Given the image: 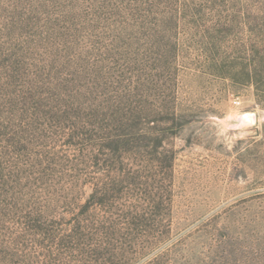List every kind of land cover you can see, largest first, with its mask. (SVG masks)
<instances>
[{
	"label": "rangeland",
	"instance_id": "obj_1",
	"mask_svg": "<svg viewBox=\"0 0 264 264\" xmlns=\"http://www.w3.org/2000/svg\"><path fill=\"white\" fill-rule=\"evenodd\" d=\"M252 46L264 0H0V264H264Z\"/></svg>",
	"mask_w": 264,
	"mask_h": 264
},
{
	"label": "trees",
	"instance_id": "obj_2",
	"mask_svg": "<svg viewBox=\"0 0 264 264\" xmlns=\"http://www.w3.org/2000/svg\"><path fill=\"white\" fill-rule=\"evenodd\" d=\"M239 60L235 65H239V73L243 80L236 82L244 86H253L257 93L259 102H264V48L260 51L255 46L246 49L243 54H239ZM232 65V64H231Z\"/></svg>",
	"mask_w": 264,
	"mask_h": 264
},
{
	"label": "water",
	"instance_id": "obj_3",
	"mask_svg": "<svg viewBox=\"0 0 264 264\" xmlns=\"http://www.w3.org/2000/svg\"><path fill=\"white\" fill-rule=\"evenodd\" d=\"M258 115L256 113L247 114L244 117L245 122L255 125L257 123Z\"/></svg>",
	"mask_w": 264,
	"mask_h": 264
}]
</instances>
